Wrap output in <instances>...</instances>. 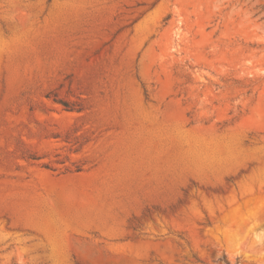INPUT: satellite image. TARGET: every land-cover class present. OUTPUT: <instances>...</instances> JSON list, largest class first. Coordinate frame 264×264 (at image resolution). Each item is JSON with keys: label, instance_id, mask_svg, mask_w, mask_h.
Here are the masks:
<instances>
[{"label": "rangeland", "instance_id": "374dc122", "mask_svg": "<svg viewBox=\"0 0 264 264\" xmlns=\"http://www.w3.org/2000/svg\"><path fill=\"white\" fill-rule=\"evenodd\" d=\"M0 264H264V0H0Z\"/></svg>", "mask_w": 264, "mask_h": 264}, {"label": "trees", "instance_id": "16d2710c", "mask_svg": "<svg viewBox=\"0 0 264 264\" xmlns=\"http://www.w3.org/2000/svg\"><path fill=\"white\" fill-rule=\"evenodd\" d=\"M62 104H63L64 106H67V104H66L65 102H62Z\"/></svg>", "mask_w": 264, "mask_h": 264}]
</instances>
